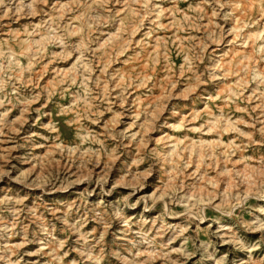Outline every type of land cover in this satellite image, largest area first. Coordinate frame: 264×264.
Returning <instances> with one entry per match:
<instances>
[{"label": "rangeland", "instance_id": "1", "mask_svg": "<svg viewBox=\"0 0 264 264\" xmlns=\"http://www.w3.org/2000/svg\"><path fill=\"white\" fill-rule=\"evenodd\" d=\"M0 264H264V0H0Z\"/></svg>", "mask_w": 264, "mask_h": 264}]
</instances>
